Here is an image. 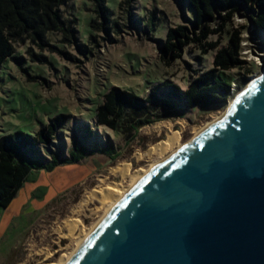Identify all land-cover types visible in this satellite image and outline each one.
Returning a JSON list of instances; mask_svg holds the SVG:
<instances>
[{
	"label": "rangeland",
	"instance_id": "rangeland-1",
	"mask_svg": "<svg viewBox=\"0 0 264 264\" xmlns=\"http://www.w3.org/2000/svg\"><path fill=\"white\" fill-rule=\"evenodd\" d=\"M103 1L105 12L98 7V0H67L59 11L64 21L71 22L70 38L52 31L43 41H14L13 58L0 66V136L18 130L33 135L56 115L65 114L67 122L49 150L66 153L75 136L90 130L91 143L109 145L116 153L114 159L89 157L70 170L60 167L31 174L11 204L0 210V264H43L47 252L54 255L53 262L68 254L74 242L60 238L67 234L61 222L74 217L72 208L97 185L98 176L121 183L119 176L109 175V168L118 162L129 163L130 171L146 170L157 162V156L139 160L135 155L166 139L164 131L154 128L157 123L173 125L180 132L182 144H189L194 128L205 126L212 116L227 111L237 95L261 74L264 33L255 31L243 12L233 15L219 39L209 36V41L218 39L216 49L203 55L197 45H189L180 59L166 66L159 49L169 28L190 27L194 15L187 2ZM235 30L239 31L240 57L246 65L226 72L232 81L224 106L194 108L183 118L170 117L143 126L130 141L98 125L96 108L112 88L130 91L140 98L163 82L186 89L197 71L212 67L217 50L227 45ZM61 176L65 179H58ZM123 181L126 187L128 179ZM99 207L93 203L79 215L83 233L98 221L100 214H94V210Z\"/></svg>",
	"mask_w": 264,
	"mask_h": 264
},
{
	"label": "water",
	"instance_id": "water-1",
	"mask_svg": "<svg viewBox=\"0 0 264 264\" xmlns=\"http://www.w3.org/2000/svg\"><path fill=\"white\" fill-rule=\"evenodd\" d=\"M118 201L65 264H264V67Z\"/></svg>",
	"mask_w": 264,
	"mask_h": 264
},
{
	"label": "trees",
	"instance_id": "trees-1",
	"mask_svg": "<svg viewBox=\"0 0 264 264\" xmlns=\"http://www.w3.org/2000/svg\"><path fill=\"white\" fill-rule=\"evenodd\" d=\"M185 1L194 19L189 20L190 27L179 25L167 30L159 49L166 66L180 59L189 45H197L203 55L216 49L218 39L235 13L243 12L254 30L264 33V0ZM65 2L67 0H0V66L13 58L14 41L24 38L43 41L52 31L63 32L70 38L71 22L64 21L59 11ZM103 2L98 0V7L105 12ZM211 35L218 39L209 41ZM240 43L239 31L235 30L227 45L217 50L212 67L197 71L186 89L163 82L147 97L140 98L130 91L112 88L96 108V122L130 141L143 126L170 117L183 118L186 111L194 108L224 106L232 81L226 72L246 65L240 57ZM67 119L68 115L58 114L33 135L18 130L0 136V210L11 204L32 172H52L57 167L79 164L94 155L115 158L113 147L90 142L93 135L90 130L75 136L66 153L49 150Z\"/></svg>",
	"mask_w": 264,
	"mask_h": 264
},
{
	"label": "bare ground",
	"instance_id": "bare-ground-1",
	"mask_svg": "<svg viewBox=\"0 0 264 264\" xmlns=\"http://www.w3.org/2000/svg\"><path fill=\"white\" fill-rule=\"evenodd\" d=\"M264 67V66H263ZM262 67V68H263ZM253 82H251L247 87H249ZM234 101V100H233ZM230 103V106L233 104ZM228 110L223 114H218L212 116V121L201 128H194L192 130L193 140L198 137L201 133L206 131L208 128L219 123L227 114ZM154 128L158 131H164L166 139L161 140L149 147L145 152H137L135 155L139 160L144 158H150L151 156H157L158 161L152 164L148 169H137L130 171V164L127 162H118L115 166L109 168V175L112 177L119 176L121 178V183L108 182L107 177L98 176L97 185L87 190L81 201L72 208L71 215L73 218H67L61 222V227L67 230L66 235H62L60 228L59 231L60 238L67 239L74 242V247L68 254L61 255L56 261L53 262V254L45 253L43 264H65L76 248L82 243V241L89 235V233L96 227V225L103 219V217L114 207V205L129 194L132 190L138 187L144 179L154 171L159 165L173 156L175 153L179 152L183 147L188 145V143L182 144L180 132L173 128V125L169 123H157ZM192 140V141H193ZM128 179V185L125 187L122 185L123 180ZM93 203H98L99 208L94 210V214H100L98 216V221L87 229V233H83L82 221L78 218L79 215L87 209L89 205ZM80 229V234L77 231ZM66 249V248H65Z\"/></svg>",
	"mask_w": 264,
	"mask_h": 264
},
{
	"label": "crops",
	"instance_id": "crops-1",
	"mask_svg": "<svg viewBox=\"0 0 264 264\" xmlns=\"http://www.w3.org/2000/svg\"><path fill=\"white\" fill-rule=\"evenodd\" d=\"M95 156V155H94ZM91 157H93V156H91ZM78 165H76V164H73V165H67V166H60L61 168H63V169H66V170H70V168H72V167H77ZM60 167H57L54 171H56V170H58ZM40 172H42V171H38V172H32V173H30L29 174V176L31 175V174H33V173H40ZM69 172V171H68ZM66 174H68V173H66ZM69 174H71V173H69ZM65 175V174H64ZM28 176V177H29ZM67 177V176H66ZM58 178V177H57ZM60 178H64L65 179V177L64 176H61V177H59L58 179H60Z\"/></svg>",
	"mask_w": 264,
	"mask_h": 264
},
{
	"label": "built area",
	"instance_id": "built-area-1",
	"mask_svg": "<svg viewBox=\"0 0 264 264\" xmlns=\"http://www.w3.org/2000/svg\"><path fill=\"white\" fill-rule=\"evenodd\" d=\"M232 90H233V91L236 90L235 85H234V88H233Z\"/></svg>",
	"mask_w": 264,
	"mask_h": 264
}]
</instances>
